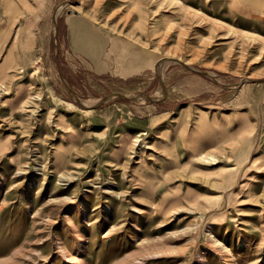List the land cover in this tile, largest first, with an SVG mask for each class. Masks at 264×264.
Wrapping results in <instances>:
<instances>
[{
	"label": "rangeland",
	"instance_id": "rangeland-1",
	"mask_svg": "<svg viewBox=\"0 0 264 264\" xmlns=\"http://www.w3.org/2000/svg\"><path fill=\"white\" fill-rule=\"evenodd\" d=\"M9 1L37 34L0 80V264H264V16L232 0ZM73 14L152 65L67 88Z\"/></svg>",
	"mask_w": 264,
	"mask_h": 264
},
{
	"label": "crops",
	"instance_id": "crops-1",
	"mask_svg": "<svg viewBox=\"0 0 264 264\" xmlns=\"http://www.w3.org/2000/svg\"><path fill=\"white\" fill-rule=\"evenodd\" d=\"M6 2L4 10L0 8V80L2 77H9L12 69L25 66L27 52H30L37 34L34 31L26 34L25 20L19 17L20 7L9 0ZM232 2L257 17L264 16V0ZM59 24L65 35L66 52L63 66L68 71H63L61 79L67 88L69 74L90 76L100 82L103 79L119 81L137 76L153 63L151 54L148 59V54L144 55L142 51L139 53V48L131 41L113 35L83 15H66ZM58 73L60 75L59 68Z\"/></svg>",
	"mask_w": 264,
	"mask_h": 264
}]
</instances>
